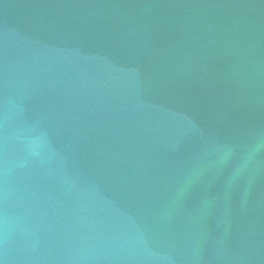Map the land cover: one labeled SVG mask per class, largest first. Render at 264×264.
Masks as SVG:
<instances>
[{
	"label": "water",
	"instance_id": "obj_1",
	"mask_svg": "<svg viewBox=\"0 0 264 264\" xmlns=\"http://www.w3.org/2000/svg\"><path fill=\"white\" fill-rule=\"evenodd\" d=\"M0 264H264V0H0Z\"/></svg>",
	"mask_w": 264,
	"mask_h": 264
}]
</instances>
